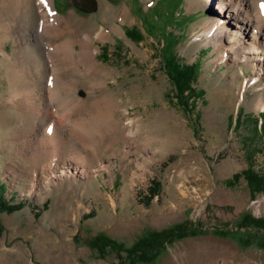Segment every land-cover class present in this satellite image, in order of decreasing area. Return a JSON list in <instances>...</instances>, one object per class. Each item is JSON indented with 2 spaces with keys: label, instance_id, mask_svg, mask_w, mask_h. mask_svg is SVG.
Wrapping results in <instances>:
<instances>
[{
  "label": "rangeland",
  "instance_id": "rangeland-1",
  "mask_svg": "<svg viewBox=\"0 0 264 264\" xmlns=\"http://www.w3.org/2000/svg\"><path fill=\"white\" fill-rule=\"evenodd\" d=\"M217 2L95 0L96 9L85 12L73 0H54L57 13L73 19L66 36L95 30L88 41L94 57L55 61L56 68H98L96 78L72 69L53 78L57 86H76L83 102L74 108L61 88L55 104L44 103L48 127L86 132L77 147L97 159L93 178L60 164V179L33 185L27 154L33 124L11 101L10 65L1 53L13 56L16 40L0 41V182L7 199L25 204L0 212V264H264V191L254 194L244 177L229 183L246 169L264 176V110L257 103L264 66L257 80L258 67H230L231 55L217 61L203 36L219 13ZM101 27L108 35L97 39ZM185 66L194 69L186 106L172 75ZM100 81L107 88H97ZM105 96L127 135L108 132L96 147L92 136L106 122L92 104ZM37 124L41 140L47 124ZM153 181L161 184L159 195L146 204Z\"/></svg>",
  "mask_w": 264,
  "mask_h": 264
},
{
  "label": "bare ground",
  "instance_id": "bare-ground-1",
  "mask_svg": "<svg viewBox=\"0 0 264 264\" xmlns=\"http://www.w3.org/2000/svg\"><path fill=\"white\" fill-rule=\"evenodd\" d=\"M217 1L219 13H217L215 19L208 21V30L203 33V36L209 37L206 45L214 46V52L219 54L217 61L220 63L225 61V56L231 55L230 67H233L234 64L240 66V64L245 63L253 70L257 67L260 68L254 74L258 80L263 73L262 68L264 66V8L261 7V5H264L262 2L264 0ZM102 8L103 12L111 11L108 6ZM55 9L54 0L0 1V41L13 35L16 40L13 56L1 51L5 58L4 60L9 62L10 65L8 78L13 92L10 98L13 103L24 107V113L28 115L32 121L30 123L33 124H29L31 128L27 133V149H30L29 151L32 154H27H29L28 162H30L29 174L32 176L34 186L39 184L49 185L55 181L54 179H60L63 174L61 173L60 176L55 174L60 164V168L69 170L74 166V170L79 171L82 175L81 177L84 178H93L96 174L95 163L97 159L95 157L90 158L88 154L77 147L78 142L84 138L83 135H86V132H83V134L79 131V133L70 131L69 133L66 125H58L56 128L52 126L50 128L47 124L49 107L44 103L55 104L57 102L55 98L58 97L56 93L59 95V91H61L59 89L65 88L67 92L65 97L74 108L83 102L77 94L76 86H72L69 83L62 84V87L60 84L57 86L58 84L53 83V78L57 75H64L71 69L73 73L96 78L98 71L95 66L71 69L56 68L58 64L55 65V61L60 60L58 56L63 57L61 60L64 63L65 60H68V57L77 56L81 58L80 54L89 53L90 56L94 57L88 48V41L92 40L94 29L92 30L93 33L91 32L92 34L90 31L84 32L82 38H73L70 34L66 36V31L68 33L69 28L71 29V25H73V19L70 17L63 18ZM80 25L84 26L86 24L80 23ZM80 25L78 24L79 27H81ZM118 30V27H111V31L115 33ZM107 35V29L101 27L96 38L104 39ZM77 45L81 46V51L76 50ZM61 60L59 61L60 63ZM16 66H20V68H15ZM241 74H243L242 69L239 75ZM49 77L51 78L49 79ZM98 83L96 85L97 88H107L106 82L100 81ZM247 84L248 82L243 87L246 88ZM242 98L244 99V93H242ZM257 103L259 108L264 110L263 94H260ZM92 105L96 107L97 118L101 117L99 120L103 119L106 122L105 129L101 124L102 127L100 125L97 126L98 137L93 138V136H97L93 133L92 144L96 146L98 142L101 143V139L108 132H112L115 135V139L126 138L125 135L127 133L123 129L125 127H120L121 119H116V107L111 99L105 96L99 98ZM123 116L126 117V113H123ZM37 122L43 123L42 125L44 126L47 124L43 130L45 134H43L41 140L38 138L37 127L39 125ZM131 124L132 120L127 119L126 125ZM81 130H85L84 127H81ZM58 131L63 133L61 138L57 136ZM131 131V128H129V134H131ZM19 142L23 144L22 141ZM96 149L99 150L98 148ZM42 162L47 163V165L46 168H42L41 172H39L38 169H40ZM100 170L102 171L103 168L98 166L97 171ZM69 172L72 177H75L74 172Z\"/></svg>",
  "mask_w": 264,
  "mask_h": 264
},
{
  "label": "trees",
  "instance_id": "trees-1",
  "mask_svg": "<svg viewBox=\"0 0 264 264\" xmlns=\"http://www.w3.org/2000/svg\"><path fill=\"white\" fill-rule=\"evenodd\" d=\"M174 68V67H173ZM173 78L175 79V83L178 86L180 96L181 98V104L185 105V96L183 95L185 91L187 90L189 93H191V82L192 77L194 75V69L193 66H185L182 70L179 69V67H175L174 72L172 73ZM190 106H187L186 109L189 110ZM240 177H244L248 181V185L250 187V190L255 194L256 192L264 191V176H260L257 174L253 169H246L243 170L241 173H236L233 175V178L229 181V183L232 182V180H238ZM161 184L153 181L152 186L149 190V195L146 199V204H149L157 195H159ZM5 188L3 184L0 182V212H6V213H12L15 211H18L22 209L25 204L22 202L19 203H12L10 199H7L5 194ZM1 228H0V235H1ZM162 237V236H161ZM152 252L146 251V253Z\"/></svg>",
  "mask_w": 264,
  "mask_h": 264
},
{
  "label": "water",
  "instance_id": "water-1",
  "mask_svg": "<svg viewBox=\"0 0 264 264\" xmlns=\"http://www.w3.org/2000/svg\"><path fill=\"white\" fill-rule=\"evenodd\" d=\"M73 3L78 9L85 12H93L96 9L95 0H73Z\"/></svg>",
  "mask_w": 264,
  "mask_h": 264
},
{
  "label": "snow or ice",
  "instance_id": "snow-or-ice-1",
  "mask_svg": "<svg viewBox=\"0 0 264 264\" xmlns=\"http://www.w3.org/2000/svg\"><path fill=\"white\" fill-rule=\"evenodd\" d=\"M262 8H264V5H261Z\"/></svg>",
  "mask_w": 264,
  "mask_h": 264
}]
</instances>
